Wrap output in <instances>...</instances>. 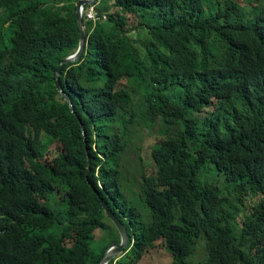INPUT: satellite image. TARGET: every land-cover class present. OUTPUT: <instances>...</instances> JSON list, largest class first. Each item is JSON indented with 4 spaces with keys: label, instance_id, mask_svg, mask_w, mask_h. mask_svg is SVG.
<instances>
[{
    "label": "trees",
    "instance_id": "trees-1",
    "mask_svg": "<svg viewBox=\"0 0 264 264\" xmlns=\"http://www.w3.org/2000/svg\"><path fill=\"white\" fill-rule=\"evenodd\" d=\"M78 1L0 0V264H99L121 239L101 198L134 239L108 264H264V0H100L61 73L74 114ZM156 124L136 192L123 158Z\"/></svg>",
    "mask_w": 264,
    "mask_h": 264
},
{
    "label": "rangeland",
    "instance_id": "rangeland-1",
    "mask_svg": "<svg viewBox=\"0 0 264 264\" xmlns=\"http://www.w3.org/2000/svg\"><path fill=\"white\" fill-rule=\"evenodd\" d=\"M159 125L156 124L153 129L148 127L139 128V131L134 136V142L128 149L127 154L124 156V171L125 175L128 178L127 184H135L134 190L136 192H140L141 190V183L142 178L141 174L144 170H151L154 167V161L151 156V150L154 144V138L158 137ZM213 169L210 168L208 170V175H212ZM217 181L222 185L225 186L227 184L226 180L223 177L216 178ZM228 185V184H227ZM227 187V186H225ZM228 205L227 210L225 211L227 214H230L233 217L234 222H240L243 218V214L245 211L244 206H247L248 203H243L242 199L235 193L232 192L228 196ZM63 222L67 223L69 221V215L66 212H63L61 216ZM60 222V226H63L64 223ZM114 223V222H113ZM108 227L111 230H115V226L110 222L107 221ZM56 232L58 233L59 226L55 227ZM109 236V230L101 229L97 230L95 233V240L92 244L93 250L99 253L101 248L108 243L103 240V237ZM206 246H205V239H200L195 251L194 260L196 262H201L206 255ZM149 264H170L169 256L166 252L157 251L153 258L148 260Z\"/></svg>",
    "mask_w": 264,
    "mask_h": 264
},
{
    "label": "water",
    "instance_id": "water-1",
    "mask_svg": "<svg viewBox=\"0 0 264 264\" xmlns=\"http://www.w3.org/2000/svg\"><path fill=\"white\" fill-rule=\"evenodd\" d=\"M95 2V0H79L78 3L76 4V17H77V22L78 26L80 29V41H79V46L77 48V51L70 55L67 58H64L56 72V86L57 89L61 92V94L64 96V98L69 102L71 110L74 114L75 112V107L73 104V101L71 97L68 95V93L64 90L62 84H61V73L63 66L67 63L70 62H76L81 60V57L86 49V43H87V37L84 32V26H83V19L81 16V8L85 5H91ZM82 129L85 137V131H84V124H82ZM89 163H88V168H87V174H89L91 170V158L88 156ZM101 203L103 205L105 213L111 218V220L114 222L116 225L119 234L121 236L120 242H114L109 245L107 250L105 251V254L103 255L102 259L100 260L99 264H108L111 260L115 259L118 260L122 256H124L130 249L132 242H134V239L131 238V235L128 231L127 225L116 215V213L110 208L108 202L101 198Z\"/></svg>",
    "mask_w": 264,
    "mask_h": 264
},
{
    "label": "built area",
    "instance_id": "built-area-1",
    "mask_svg": "<svg viewBox=\"0 0 264 264\" xmlns=\"http://www.w3.org/2000/svg\"><path fill=\"white\" fill-rule=\"evenodd\" d=\"M100 0H95L91 5H85L81 8L82 19H85L88 23H91L92 26L96 25L98 22L106 20V16L98 12L97 6Z\"/></svg>",
    "mask_w": 264,
    "mask_h": 264
},
{
    "label": "bare ground",
    "instance_id": "bare-ground-1",
    "mask_svg": "<svg viewBox=\"0 0 264 264\" xmlns=\"http://www.w3.org/2000/svg\"><path fill=\"white\" fill-rule=\"evenodd\" d=\"M75 63V62H74ZM64 67V66H63Z\"/></svg>",
    "mask_w": 264,
    "mask_h": 264
}]
</instances>
